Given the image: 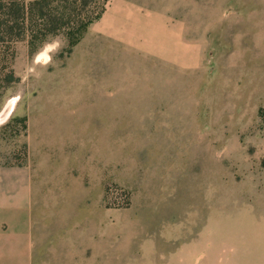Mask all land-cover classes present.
Masks as SVG:
<instances>
[{
	"label": "rangeland",
	"instance_id": "374dc122",
	"mask_svg": "<svg viewBox=\"0 0 264 264\" xmlns=\"http://www.w3.org/2000/svg\"><path fill=\"white\" fill-rule=\"evenodd\" d=\"M68 49L0 47V173L42 185L38 251L264 264V0H111Z\"/></svg>",
	"mask_w": 264,
	"mask_h": 264
},
{
	"label": "crops",
	"instance_id": "0c3cea01",
	"mask_svg": "<svg viewBox=\"0 0 264 264\" xmlns=\"http://www.w3.org/2000/svg\"><path fill=\"white\" fill-rule=\"evenodd\" d=\"M38 183L37 179H27L19 172L0 173V264H54L50 253L44 252L42 255L38 251L42 245L33 232L31 212L35 200L32 196L39 195L36 189L42 185ZM144 256L143 260L152 262L138 264H211L213 262L208 260L215 259L205 254L193 256L175 251ZM62 259L65 264H97L93 260L100 259V255L93 253L86 257L85 251H71L63 255Z\"/></svg>",
	"mask_w": 264,
	"mask_h": 264
},
{
	"label": "trees",
	"instance_id": "16d2710c",
	"mask_svg": "<svg viewBox=\"0 0 264 264\" xmlns=\"http://www.w3.org/2000/svg\"><path fill=\"white\" fill-rule=\"evenodd\" d=\"M111 0H0V47L27 40L31 53L64 35L68 53L106 12Z\"/></svg>",
	"mask_w": 264,
	"mask_h": 264
},
{
	"label": "bare ground",
	"instance_id": "6f19581e",
	"mask_svg": "<svg viewBox=\"0 0 264 264\" xmlns=\"http://www.w3.org/2000/svg\"><path fill=\"white\" fill-rule=\"evenodd\" d=\"M45 57V56H44ZM41 58V57H40ZM18 98L12 99L8 102V104L5 106L4 110L0 113V122L5 121L9 118L11 113L13 112Z\"/></svg>",
	"mask_w": 264,
	"mask_h": 264
}]
</instances>
